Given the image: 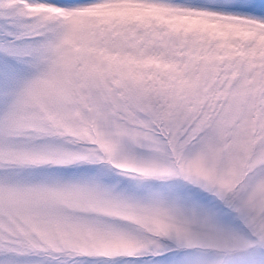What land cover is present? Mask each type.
Returning a JSON list of instances; mask_svg holds the SVG:
<instances>
[{"label":"snow or ice","instance_id":"1","mask_svg":"<svg viewBox=\"0 0 264 264\" xmlns=\"http://www.w3.org/2000/svg\"><path fill=\"white\" fill-rule=\"evenodd\" d=\"M0 264H264V0H0Z\"/></svg>","mask_w":264,"mask_h":264}]
</instances>
